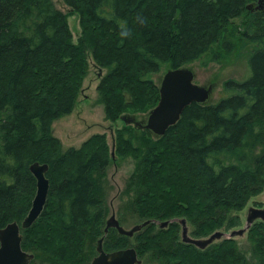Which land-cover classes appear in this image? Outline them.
<instances>
[{"label":"trees","instance_id":"16d2710c","mask_svg":"<svg viewBox=\"0 0 264 264\" xmlns=\"http://www.w3.org/2000/svg\"><path fill=\"white\" fill-rule=\"evenodd\" d=\"M251 1L61 0L79 16L75 45L67 16L52 0H0V229L23 221L36 190L28 167L46 163L48 198L34 224L43 223L21 230V247L30 236V245L41 251L38 264H84V256L92 255L83 249L103 223L108 146L93 135L80 148L63 150L51 134V124L74 108L86 52L107 69L97 93L106 119L115 122L129 108L135 113L157 103L152 76L162 67L220 63L233 54L237 39L243 40L249 75L225 82L231 94L216 103L187 106L174 126L145 146L134 181L155 185L157 194L175 178L176 187L186 188L174 194L181 207L206 214L214 224H222L223 213L243 209L264 187V9L251 11ZM132 138L133 129L122 130L117 151L138 153ZM144 197L134 206L153 212ZM257 225L262 234L250 259L229 247L173 256L187 264H264V222ZM120 238L113 249L103 242L104 250L127 248L122 243L128 238Z\"/></svg>","mask_w":264,"mask_h":264},{"label":"rangeland","instance_id":"374dc122","mask_svg":"<svg viewBox=\"0 0 264 264\" xmlns=\"http://www.w3.org/2000/svg\"><path fill=\"white\" fill-rule=\"evenodd\" d=\"M52 2L56 9L67 16L72 42L75 45L78 44L77 40H79L81 34L79 16L73 11L68 10V8L62 4L61 0H52ZM257 4V0H254L249 2L247 6H250L251 8L249 9L254 12L262 11L264 7L258 8ZM234 22L239 23V20L237 19ZM237 40L235 42L236 48L233 54L229 58L221 60L220 63L203 65L201 62L196 61L192 65L187 66L192 69L195 74V84L200 86L206 85V87L214 85L209 99V103L211 104L231 94L228 93L226 95V91L223 88L225 82L228 80L242 81L249 75L247 55L241 50L243 40ZM167 70L168 67L164 66L157 74L152 76V81L158 87V90L161 79ZM106 73L107 69L97 66L90 54L86 52L83 74L74 108L70 114L58 118L51 124V134L59 140L63 150H67L68 148L78 149L93 135L103 136V140H105L108 146L110 162L104 172V182L101 187L104 191L101 201L104 210L103 223L98 230H93V232L97 233L90 238L88 237L85 241L83 253H85L88 248L91 250L92 254L91 256H84L85 262H88L87 264L97 255V240L103 236V229L106 221L112 214L125 229H131L133 226L148 220L163 222L172 220L173 218H183L187 222L188 235L191 238L207 239L216 231L230 233L233 230L244 227L249 207L264 208L263 187L259 194L249 198L243 209L230 210L223 213L220 216L223 220L222 224H214L209 220L206 214H201L199 212L194 213L191 207L188 208V210L181 207L183 202L176 199L174 194H183L186 188L182 187L178 182L176 187L174 184L175 178H171V182L160 187L157 194H155L154 190L155 185L150 186V188L137 186L134 179L138 175L137 165L140 162L141 152L146 145H151L157 141L159 137H156L151 132L144 134V132L140 130L137 131L133 125H125L120 120V117L115 122L106 119L104 112L105 107L97 93V87ZM157 103L145 111L135 113L132 108H129V110L122 115L127 114L135 116L138 121L145 120L149 111H151ZM131 129H133L131 145L138 153L118 152L115 146V140L120 136L122 130L129 131ZM155 174L160 176L163 172L161 173L160 169H156ZM161 177H163V175ZM157 179L158 178L154 177L152 184L156 183ZM142 191L145 192L143 194L145 197L141 195ZM142 197L149 201V208L153 212H144L140 210L138 206H134L141 204L140 201H142ZM258 222L261 221L256 220L253 222L243 236H236L233 238L226 237L214 241L204 249L205 252H202L201 249L193 245H186L182 242L181 225L178 223H171L163 228H160L157 223L149 224L135 233L132 237L124 239L122 246L134 248L135 250L137 249L138 251H136L140 257L141 264H187L183 259L178 261L179 259H176L173 254L179 251L182 253L193 252L196 254H212L221 247H229L233 249L234 252L241 253L245 255L247 259H250L251 256L255 254L256 241L262 234L263 227L257 225ZM42 223L43 221L34 224L35 228L38 230L42 226ZM29 237L26 236L22 250L33 255V260L30 264H38V262L42 260L40 255L41 251L37 245H30ZM120 237L121 235H119L115 229H110L108 236H105L104 243L107 242V247H111L112 249L116 248L118 247L117 244L121 241ZM111 239H113L112 242ZM153 240H157L160 245L157 246ZM163 246H168V248L162 251L160 247Z\"/></svg>","mask_w":264,"mask_h":264},{"label":"water","instance_id":"95a60500","mask_svg":"<svg viewBox=\"0 0 264 264\" xmlns=\"http://www.w3.org/2000/svg\"><path fill=\"white\" fill-rule=\"evenodd\" d=\"M194 79L195 74L190 68L182 67L167 70L160 82L159 101L149 111L147 118L138 121L135 116L124 115L120 117V120L125 125H133L138 129L149 130L156 137L163 136L171 126L179 121L183 110L187 106L192 103L204 104L209 100L213 86L206 87L194 84ZM28 170L35 179V194L31 207L21 224L12 222L0 229V264H30L33 260L32 254L22 250L21 230L29 229L39 218L46 205L49 191V181L46 178L48 166L47 164L34 162L29 165ZM256 220L264 222V208L249 207L243 228L233 230L230 233L216 231L207 239L191 238L188 235L185 219H177V222L181 225L182 242L193 245L198 249H205L216 240L243 236ZM151 222L148 220L133 226L131 229H125L112 214L106 221L103 236L96 243L97 255L92 258L89 264H140L141 261L138 259L134 248L107 252L103 248V241L110 229H115L119 235L130 238ZM156 223L160 228H163L168 225L169 221Z\"/></svg>","mask_w":264,"mask_h":264},{"label":"flooded vegetation","instance_id":"af4514ba","mask_svg":"<svg viewBox=\"0 0 264 264\" xmlns=\"http://www.w3.org/2000/svg\"><path fill=\"white\" fill-rule=\"evenodd\" d=\"M257 5H258V8H263L264 7V0H257ZM264 9V8H263ZM156 222H158V221H153V223H156ZM171 223H178L177 222V219H172V220H169V223H168V225L169 224H171ZM179 224V223H178ZM156 225V224H155ZM167 225V226H168ZM186 225H187V222H186ZM188 228V227H187ZM184 244H186V243H184ZM202 251V250H201ZM140 264H141V262H140Z\"/></svg>","mask_w":264,"mask_h":264},{"label":"bare ground","instance_id":"6f19581e","mask_svg":"<svg viewBox=\"0 0 264 264\" xmlns=\"http://www.w3.org/2000/svg\"><path fill=\"white\" fill-rule=\"evenodd\" d=\"M247 8L249 9V8H251L250 6H247ZM174 126V125H173ZM39 163V162H38ZM41 164V163H40ZM43 164H46V163H43ZM48 166V165H47ZM46 175H47V173H46ZM47 178V177H46ZM49 192V191H48ZM48 198V197H47ZM46 203H47V201H46ZM46 206V205H45ZM45 208V207H44ZM44 210V209H43ZM42 214V213H41ZM40 217V216H39ZM37 221V220H36ZM35 221V222H36ZM169 221V220H168ZM159 222V221H158ZM184 243V242H183ZM201 250H204V249H201Z\"/></svg>","mask_w":264,"mask_h":264}]
</instances>
